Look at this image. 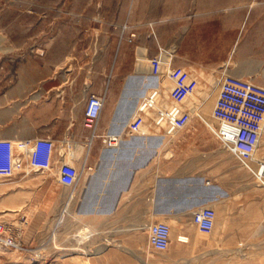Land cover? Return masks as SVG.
I'll list each match as a JSON object with an SVG mask.
<instances>
[{"label":"crops","instance_id":"0c3cea01","mask_svg":"<svg viewBox=\"0 0 264 264\" xmlns=\"http://www.w3.org/2000/svg\"><path fill=\"white\" fill-rule=\"evenodd\" d=\"M143 5L125 19L132 25L127 33L135 31L132 41L101 40L107 57H94L86 74L74 71L73 50L56 45L9 57L8 68L3 63L0 69V139L50 138L56 146L52 170L66 159L64 150L73 153L80 175L72 188V207L79 221L146 227L167 221L177 237H191L185 224L196 209L211 205L219 237L257 236L264 231V185L196 115L203 103L188 101L191 117L172 135L155 127L153 111L139 133L127 126L152 89H159L161 106L171 103V81L151 75L142 63L160 49L167 61L197 78L219 79L227 73L264 87V0H144ZM134 57L141 61L137 70L130 68ZM103 88L106 99L93 134L83 126V109L74 115L70 103L74 94L85 102ZM203 116L216 123L209 104ZM106 136L120 141L109 147L102 140ZM39 172L0 178V206L8 208L12 200L9 220L23 226L20 216L29 214L19 237L24 247L34 243L48 221L46 198L32 195L58 183L55 175L44 180ZM34 205L40 209L29 208Z\"/></svg>","mask_w":264,"mask_h":264},{"label":"rangeland","instance_id":"374dc122","mask_svg":"<svg viewBox=\"0 0 264 264\" xmlns=\"http://www.w3.org/2000/svg\"><path fill=\"white\" fill-rule=\"evenodd\" d=\"M143 1L0 0V69L3 63V67L8 68L9 57H24L27 53L56 45L64 52L73 50L75 57L70 59L74 62V71L86 74L93 67L94 57H107L106 46L101 40L120 41L127 39L131 32L135 33L132 29L128 33L123 31V26L126 25L127 29L132 26L125 21L128 12L138 7L142 10ZM58 39L65 42H55ZM148 58L145 57L142 63L150 72ZM140 63V57H134L131 70H137ZM112 65L110 62L108 68ZM218 81L217 78H198V87L188 98L189 102L203 103L202 109L195 113L211 130L217 129L219 124L216 125L217 121L213 119L212 122L216 123L208 121L203 113L208 104L212 111ZM84 105L81 95L74 94L71 112L77 114L84 110ZM261 159L264 160V135L250 161L251 166ZM55 171H44L40 176L51 180ZM24 192L29 199L30 193ZM32 196L36 200L46 198L43 208L48 211V221L38 231L31 246L24 247L20 242L22 248L15 249L0 244V264H264V231L257 236L224 239L219 237L216 219L208 234L198 231L189 221L185 227L191 237H177L178 230L170 225L169 248L157 251L148 242V226L142 223L79 221L73 215L70 187L55 183L49 190ZM9 203L8 208L0 206L3 215L0 220L22 233L30 221L29 214H24L26 224L23 226L13 223L9 220L13 207L11 199ZM29 208L40 209L35 205Z\"/></svg>","mask_w":264,"mask_h":264},{"label":"built area","instance_id":"2783aa9c","mask_svg":"<svg viewBox=\"0 0 264 264\" xmlns=\"http://www.w3.org/2000/svg\"><path fill=\"white\" fill-rule=\"evenodd\" d=\"M128 27L123 26V31ZM135 33L131 32L127 41H132ZM149 71L153 76H165L171 81L168 97L171 103L161 106L159 89H152L139 102L136 112L128 123L130 133H139L145 117L153 111V123L164 134L172 135L183 128L191 117L187 108L188 98L198 87V78L182 66L173 65L165 59V50L160 49L148 58ZM106 89L102 93H90L83 110V126L94 131L106 99ZM212 117L219 127L210 131L219 139L255 179L264 185V160H257L255 166L250 161L258 149L264 135V87L249 80L224 73L218 81V92L214 101ZM109 146H116L118 136L102 137ZM64 150V149H63ZM56 146L50 138L25 139L10 141L0 139V178L11 177L18 171L24 175L37 171L46 172L53 168ZM56 171L55 178L61 185L73 188L80 175V169L73 164V153L66 152ZM24 155H27L25 159ZM216 210L213 206L199 207L192 214V223L201 233H210L215 224ZM21 222L26 219L20 216ZM21 231L0 220V244L22 248L19 237ZM148 242L157 251H166L171 243V228L167 221H156L148 225Z\"/></svg>","mask_w":264,"mask_h":264},{"label":"water","instance_id":"95a60500","mask_svg":"<svg viewBox=\"0 0 264 264\" xmlns=\"http://www.w3.org/2000/svg\"><path fill=\"white\" fill-rule=\"evenodd\" d=\"M62 152H63V151H62ZM62 152H61V153H62Z\"/></svg>","mask_w":264,"mask_h":264}]
</instances>
